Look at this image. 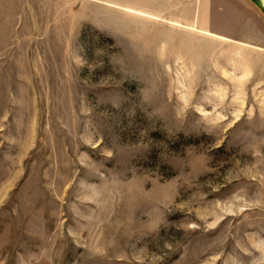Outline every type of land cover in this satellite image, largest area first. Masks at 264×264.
Returning a JSON list of instances; mask_svg holds the SVG:
<instances>
[{
	"label": "rangeland",
	"instance_id": "1",
	"mask_svg": "<svg viewBox=\"0 0 264 264\" xmlns=\"http://www.w3.org/2000/svg\"><path fill=\"white\" fill-rule=\"evenodd\" d=\"M0 264H264V0H0Z\"/></svg>",
	"mask_w": 264,
	"mask_h": 264
}]
</instances>
